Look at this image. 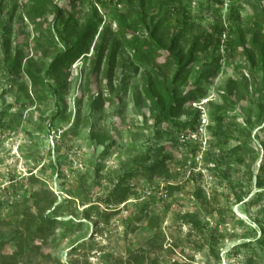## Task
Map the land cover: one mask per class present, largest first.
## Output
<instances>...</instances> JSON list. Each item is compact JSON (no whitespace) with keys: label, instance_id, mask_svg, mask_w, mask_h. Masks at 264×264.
<instances>
[{"label":"rangeland","instance_id":"1","mask_svg":"<svg viewBox=\"0 0 264 264\" xmlns=\"http://www.w3.org/2000/svg\"><path fill=\"white\" fill-rule=\"evenodd\" d=\"M5 1L2 18L9 21L7 36L13 48L19 42L29 55H37L38 64L46 70L51 55L45 57L36 50V34L21 5L24 0ZM55 1L61 4L64 0ZM101 2L110 10L124 8L110 0ZM229 3L172 2L160 11L168 16L162 27L172 32L186 14L192 23L188 34L213 32V25L225 23ZM14 4L17 6L13 9ZM93 7L102 17V25L105 21L104 25L115 29L98 0L76 4L73 11L79 22L89 17ZM158 11L155 7L151 13ZM247 14L241 12L243 28L248 27ZM95 40L96 36L87 55L93 54ZM181 42L186 51L185 39ZM165 55L163 52L158 61ZM196 55L188 81L202 88L204 97L192 104L200 111L197 131H193L167 123L154 125L141 96L145 70H135L125 48L116 55V60L123 59L125 65L114 70L112 91L104 78L107 65L101 66L98 85L102 95L115 97L100 109L93 108L85 97L77 101L88 70L85 57L72 65L67 77L51 76V88L40 90L36 97L21 73L7 68L0 52V250H14L25 233L26 219H34L53 199L45 214L59 216L62 221L57 222L40 249L25 246L19 264H264L252 245L232 256L238 243L255 241L261 235V225L254 218L264 220V208L259 212L264 195L256 206L250 207L247 202L261 190L255 181L261 172L264 120L257 123L253 105L259 76L250 71L240 48L226 51L222 46L218 52L210 48ZM206 63L218 64L217 74L200 78ZM242 77L247 79L243 82L248 92L240 91L221 131L246 142L249 148L232 153L234 141L221 145L208 129L207 125H213L209 108L220 102L219 92L229 78ZM186 89L188 86L182 87ZM58 101L64 103H60L62 114H56ZM78 116L79 124L73 128ZM94 131L107 140L100 144L91 136ZM165 145H169L165 151L170 156L166 161L168 173L149 180L141 171L128 178L125 182L133 194L126 204L110 206L119 210L104 222L107 205L103 199L118 178L135 168L149 147ZM170 185L174 188L169 191ZM189 219L196 220L200 227L188 223Z\"/></svg>","mask_w":264,"mask_h":264},{"label":"trees","instance_id":"2","mask_svg":"<svg viewBox=\"0 0 264 264\" xmlns=\"http://www.w3.org/2000/svg\"><path fill=\"white\" fill-rule=\"evenodd\" d=\"M82 1L64 0L60 4L55 0H24L21 4L24 16L36 34V50H39L40 54L45 57L51 55V60L44 70L43 66L37 62V55L33 53L29 55L27 49H24L19 42L13 48L12 40L7 36L10 29L9 21L2 18L7 4L5 0H0V37L2 38L0 52L3 63L10 71L21 73V78L25 79L33 90V93L30 92L32 95L39 97L40 90L46 92L48 88H51L49 81L51 76L67 77L72 65L85 57L88 60V70L77 101L80 103L85 97L91 101L93 108L100 109L105 102H113L115 97L102 95L98 85L103 72L101 66L102 64L107 65L104 78L108 79L109 88L112 91L111 79L114 70L125 65L123 59L122 62L116 60V55L120 49L125 48L132 56V65L135 66V70L138 68L145 70V77L141 84V96L147 104L154 125L167 123L180 130L188 128L197 131L200 111L194 109L192 104L204 97V93L202 88L188 81L191 64L196 62L197 53H204L210 48L218 52L223 46L226 51L240 48L241 54L249 64L250 71L258 74L259 87L254 93L253 105L257 110V123H262L264 120V0H246L245 3L229 0L225 23L217 22L212 27L213 32L210 33L190 32L189 34L192 23L187 21L186 14L178 21L179 24L172 32L162 27L168 16H163L161 12L165 11L170 3L181 2V0H156L154 2L152 0H110L114 5L117 4L116 6L121 4L124 6V8L118 7L113 10L107 9L101 0H98L109 20L114 22L115 29H112L110 24L104 25L105 21L102 25V17L98 15L96 7H93L89 17L80 23L73 8ZM218 2L222 4V0ZM16 6L17 4H14L13 9ZM155 7H158L159 11L152 14L151 11ZM243 10L248 13V27L246 28H243L240 22ZM66 12L67 15H65ZM95 36L97 40L92 45L94 52L87 55ZM182 39H185L188 45L186 51L182 45ZM163 52L166 54L165 58L158 61ZM218 58L216 57L215 60L217 61ZM218 67V64L214 66L212 63H206L201 69L200 78L215 76ZM243 80L247 81L245 77L229 78L224 89L219 92L220 102L212 104L209 108L213 125H207L208 129L213 136L221 140V145L234 141L230 149L232 153L244 152L249 148L246 142H240L235 137L221 131L228 110L236 107L240 91L248 92V87ZM183 86H188V89L182 90ZM60 103L62 102L58 101L56 114L63 112L62 108L60 109ZM78 124L79 116L73 121V128ZM91 136L100 144L107 140L96 131L92 132ZM168 146L149 147L146 154L141 157L140 164L138 163L135 168L124 172L118 178L112 190L103 199L104 204L107 205L103 212L104 222L108 221L110 214L119 210L111 209L110 206L126 204L125 201L133 194L131 186L125 182L128 178L141 171L149 180L168 173L166 161L170 156L165 153ZM262 147L261 172L256 175L255 181L257 188L261 190L247 201L250 207L258 205L264 195V140H262ZM238 160L242 162L241 159ZM168 188L170 191L174 187L170 185ZM238 201H241V198ZM53 202L54 200L50 199L45 208L36 214L35 220L26 219L25 233L20 237L16 248L10 252L0 250V264H19L18 257L24 253L25 246L40 249L45 244L57 222L62 221V219H57L59 216L45 214V210H49ZM144 206L145 204L140 211ZM263 208L264 205L259 212ZM189 216L186 215V217ZM254 221L261 225V235L255 241L248 240L238 243L232 253L233 257L239 255L240 248L252 245L255 252L264 258V220L257 216ZM77 223L81 221L78 220ZM188 223L200 227L194 219H189ZM34 239L38 241L32 244ZM252 242H255V245ZM248 261L252 262V257H249Z\"/></svg>","mask_w":264,"mask_h":264}]
</instances>
